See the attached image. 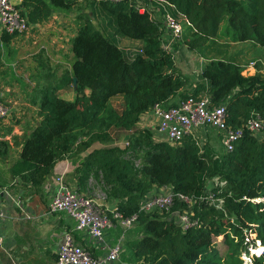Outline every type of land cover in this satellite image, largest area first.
Listing matches in <instances>:
<instances>
[{"label":"trees","instance_id":"16d2710c","mask_svg":"<svg viewBox=\"0 0 264 264\" xmlns=\"http://www.w3.org/2000/svg\"><path fill=\"white\" fill-rule=\"evenodd\" d=\"M78 1L22 0L21 6L28 22L38 24L50 19L53 12L69 11ZM85 1L92 6L97 3L111 15L119 36L141 41V52L127 59L97 29L92 14L81 9L70 41V70L41 77L39 122L24 136L13 173L36 190L57 161L87 152L77 173L100 175L107 196L119 201L118 211L124 216L137 215L139 238L131 246L134 264H239L248 245L246 230L264 247V202L259 201L264 198V136L245 131L233 150H223L218 159L191 137L171 145L156 141L149 131L128 136L124 149L114 146L113 129L133 130L140 115L155 104L167 103L188 81L177 74L173 54L162 49V26L148 12H140L130 0ZM164 1L188 27L183 44L190 51L216 38L225 20L226 33L233 41L264 47V0ZM73 79L75 99H61L59 92L73 87ZM201 95L209 97L214 106L225 105L226 123L234 130L254 114L264 116V78L243 76L241 68L229 61L205 62L190 94L194 98ZM116 96L123 100L120 114L111 105ZM0 156L5 152L0 150ZM214 179L217 185L210 183ZM154 188L169 189L172 208L139 212ZM207 190L219 203L207 200ZM183 211L198 226L183 229L173 216ZM219 243L225 247V257L219 252ZM252 264H264V253L254 257Z\"/></svg>","mask_w":264,"mask_h":264},{"label":"crops","instance_id":"0c3cea01","mask_svg":"<svg viewBox=\"0 0 264 264\" xmlns=\"http://www.w3.org/2000/svg\"><path fill=\"white\" fill-rule=\"evenodd\" d=\"M145 6L151 19L162 26L163 47L169 40L170 33L162 20V12L156 6L154 8L147 3ZM80 7L92 14V21L96 26V19L103 13L102 8L97 3L92 6L85 0H79L69 11L53 12L47 21L28 23V30L23 34L0 35V103L8 109L7 117L0 121V150L5 152V156H0V211L3 214L0 218V264H56L63 234L74 227V222L67 215L48 212V205L58 189V179L61 178L65 185L80 194L94 197L102 211L117 208L119 202L104 193L100 175L77 173L80 161L87 152L79 157L68 155L57 161L36 190L31 189L12 170L19 160L24 136L29 135L39 122L37 102L38 86L43 83L41 77L49 73L60 76L64 71L70 70L73 58L70 41L76 33V19L79 15L77 8ZM164 7L182 22V17L171 6L166 3ZM24 13L26 14V10ZM226 23V20L222 23L218 36L204 46L205 51L202 53L210 52L209 56L198 53L196 61L191 54L193 51L183 44V38L174 41L171 52L176 72L187 80L188 77L192 79L190 85L187 84V89L184 88L162 104L163 108L176 105L183 97L190 96L196 82L200 81L204 64L208 60L229 61L241 68L243 76L259 75L264 78V47L253 42L233 41L229 33L227 35L223 32ZM112 35L110 40L116 41V46L124 52L127 59H132L136 52H141L143 43L119 36L116 26ZM251 62H256L255 66L247 67ZM190 74L194 75V79ZM59 97L73 101L74 88L61 90ZM111 105L120 114L123 110L122 98H112ZM208 130L199 128L195 132L196 140L206 147ZM145 131H149L156 141H167L165 134L157 131V120L152 111H149L140 115L133 130L113 129V145L124 149L128 146V136ZM99 147L101 146H93ZM169 192L168 188H154L149 196ZM73 238L93 258L105 256L110 248L119 246V258L111 264H134L131 246L139 238V230L135 224L126 230L115 225L104 232L103 243L96 241L85 231L74 232Z\"/></svg>","mask_w":264,"mask_h":264},{"label":"built area","instance_id":"2783aa9c","mask_svg":"<svg viewBox=\"0 0 264 264\" xmlns=\"http://www.w3.org/2000/svg\"><path fill=\"white\" fill-rule=\"evenodd\" d=\"M113 3L124 0H109ZM140 12H148L145 4H149L162 12V20L170 33V38L162 49L172 53L171 48L174 41L181 38L183 27L181 22L167 12L164 0H130ZM143 3H139V2ZM22 0H0V35L23 34L28 30V19L21 6ZM137 5V6H136ZM150 15V14H149ZM151 17V16H150ZM256 62H251L247 67H254ZM157 120V131L165 134L167 141L171 145L180 144L184 138L191 139L200 147V143L195 138V132L199 128H212L222 134V146L225 151H232L237 142L247 131L252 135L264 134V116L258 114L252 117L241 127L232 129L226 123V107L224 104L214 106L209 97L201 95L199 97L188 96L180 100L175 106L163 108L162 104H155L151 109ZM8 109L0 103V121L6 118ZM215 185H217V180ZM213 180V181H214ZM207 200L212 203H219L213 199V195L208 193ZM180 200L190 204L191 200L179 196ZM173 195L171 192L164 194H154L147 196L139 206V212H151L154 210L168 212L173 206ZM205 199V198H200ZM264 202V198L259 199ZM50 214L63 213L74 222L72 230L63 234L62 242L57 252L56 264H111L119 258L120 247L110 248L105 256L93 258L86 250L76 244L73 233L85 231L96 241L103 243L104 232L113 226H118L123 230L131 228L137 221V215L124 216L117 208L102 211L97 205L94 197L84 196L75 189L65 185L62 179H58V189L48 205ZM183 229L198 226L197 220L189 217L187 211L176 212ZM3 217L0 211V218ZM245 241L248 243L246 251L240 257L243 264H252L254 257H260L264 253V247L255 235L245 231ZM254 249L250 247L255 246ZM103 248H105L103 246ZM249 255V257H247Z\"/></svg>","mask_w":264,"mask_h":264},{"label":"rangeland","instance_id":"374dc122","mask_svg":"<svg viewBox=\"0 0 264 264\" xmlns=\"http://www.w3.org/2000/svg\"><path fill=\"white\" fill-rule=\"evenodd\" d=\"M82 7V6H81ZM81 7L80 8H77V11L79 12L78 14H80V9H81ZM156 7H158V6H156ZM25 10V9H24ZM102 14L100 15V17L98 18V19H96V27H97V29L103 34V35H105L107 38H109V40L112 38V34H113V32H114V28H115V22H114V20H113V18L111 17V15L110 14H108L106 11H104L103 9H102ZM26 16H27V13H26ZM79 16V15H78ZM175 18V17H174ZM181 22V21H180ZM182 24V23H181ZM184 25V24H183ZM182 25V27H184V30H183V32H182V35H181V38L179 39V40H181L182 38L183 39H185V38H187L188 36H189V32H188V29L185 27V26H183ZM226 26H227V23H226V25H225V27L223 28V32L224 33H226ZM187 29V30H186ZM227 35H228V32L226 33ZM112 43H114V44H116L117 45V43H116V41H112ZM205 51V47H202V48H199V50H198V52H197V50L196 51H193L191 54L193 55V56H195V61H196V58H198V53H201L203 56H209V53L206 51L205 52V54H203L202 52H204ZM192 77H193V79H194V75H192V74H190ZM191 77H188V82L187 83H189V85H190V81H191ZM188 87V86H187ZM187 87H185L186 89H187ZM209 130H208V132H207V147L206 146H203L202 145V143H200V148H204L205 147V149L207 150V151H209L210 153H212L213 155H214V157L215 158H217L218 156L216 155V154H218V155H221V153L223 152V146L221 145V142H222V134H221V132H218V131H216L215 129H212V128H208ZM263 133V132H262ZM261 133V135L260 136H264V134H262ZM115 137V136H114ZM126 147V146H125ZM219 158V157H218ZM217 158V159H218ZM134 162H135V164L137 165V166H139L140 164H139V161H136L135 159H134ZM210 183H215V180L214 181H210ZM209 183V184H210ZM102 186H104V184L102 185ZM100 187V186H99ZM103 188V191H104V193L106 194V189H104V187H102ZM107 195V194H106ZM219 241L221 242L222 240H221V237H220V239H219ZM218 247H219V252H220V254L222 255V257H225V247H223V246H221V244L219 243L218 244ZM256 247V244H255V246H251L250 247V249H254ZM247 253H249L248 252V250L246 251ZM247 257H249V255H247ZM239 264H243V260L241 259V257H239Z\"/></svg>","mask_w":264,"mask_h":264},{"label":"water","instance_id":"95a60500","mask_svg":"<svg viewBox=\"0 0 264 264\" xmlns=\"http://www.w3.org/2000/svg\"><path fill=\"white\" fill-rule=\"evenodd\" d=\"M73 83V88H75L76 87V79H73V81H72Z\"/></svg>","mask_w":264,"mask_h":264}]
</instances>
